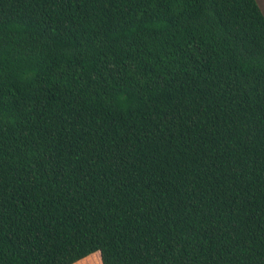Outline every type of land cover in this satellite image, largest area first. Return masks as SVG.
<instances>
[{
  "label": "trees",
  "instance_id": "obj_1",
  "mask_svg": "<svg viewBox=\"0 0 264 264\" xmlns=\"http://www.w3.org/2000/svg\"><path fill=\"white\" fill-rule=\"evenodd\" d=\"M75 263L264 264L255 0H0V264Z\"/></svg>",
  "mask_w": 264,
  "mask_h": 264
},
{
  "label": "rangeland",
  "instance_id": "obj_2",
  "mask_svg": "<svg viewBox=\"0 0 264 264\" xmlns=\"http://www.w3.org/2000/svg\"><path fill=\"white\" fill-rule=\"evenodd\" d=\"M255 1H256L257 5L259 6L261 12H262L263 15H264V0H255ZM94 254H95V253H94ZM92 255H93V254H92ZM93 259H94V260L96 259L95 255H94Z\"/></svg>",
  "mask_w": 264,
  "mask_h": 264
},
{
  "label": "crops",
  "instance_id": "obj_3",
  "mask_svg": "<svg viewBox=\"0 0 264 264\" xmlns=\"http://www.w3.org/2000/svg\"><path fill=\"white\" fill-rule=\"evenodd\" d=\"M78 263V262H77ZM76 264V263H75Z\"/></svg>",
  "mask_w": 264,
  "mask_h": 264
}]
</instances>
